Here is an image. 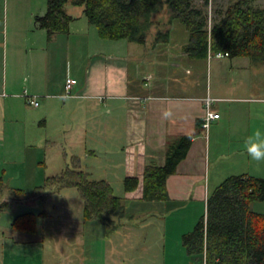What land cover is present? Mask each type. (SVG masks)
<instances>
[{
	"label": "crops",
	"instance_id": "0c3cea01",
	"mask_svg": "<svg viewBox=\"0 0 264 264\" xmlns=\"http://www.w3.org/2000/svg\"><path fill=\"white\" fill-rule=\"evenodd\" d=\"M19 10L15 0H0L1 180L8 181L5 182L8 187L17 188L14 184V175L21 177L28 172L27 179L31 178L27 170V153L31 150L27 149L26 139L23 140L22 136L25 124L22 123L21 111L26 110L25 106L29 105L23 96L25 93L37 97L39 102L37 109L44 111L46 118L55 107H61L60 109L69 115L70 110L74 112L72 116L74 119L68 123L69 126H60L57 129L59 136L75 134L78 140H86L87 137L108 140V133L111 134L119 125L124 150L108 169L109 172L114 171L111 168L122 170V181L134 177L141 181L147 165L164 164L166 141L169 138L190 135L192 142L185 159L177 165L175 174L169 176L166 181L168 199L158 202V214L165 224L163 229H158L160 243L158 250L162 252L167 250V235L171 232L168 249L177 250L181 260L189 263L197 260L204 264L202 256L186 254L181 238L182 235L191 232L199 219L206 214L210 141L217 142L223 139L230 142H227V145L217 142L219 158L228 156L238 158L244 168L239 174L233 173L230 176L246 174L258 177L264 174V160L253 159L247 152L246 143L247 138L254 137L257 130L262 134L261 140H264V94H250V79L243 71L248 68L243 66L251 67L255 64L245 57L222 59L191 57L185 50L190 44L189 33L185 30L180 31L179 37L172 35L178 27L174 25L175 23L166 42H155V34L167 18L159 23L155 30L151 29V35H147L144 44L138 45L124 40L100 39L96 28L88 24L82 16L73 20L68 34H58L47 40L46 30L40 28L35 21L36 17L44 16L46 11L29 16L26 24H21L18 32L16 22ZM9 24L13 31L11 37L8 35ZM21 32L23 34L19 35ZM30 33H33L32 37L28 36ZM28 47L31 48L28 50ZM245 59L248 61H243ZM130 68L135 83L132 86ZM69 79H74L76 84L71 95L65 97V83ZM207 97L215 100L210 108L219 115V119L209 124V138L202 128L204 100ZM104 101L109 102L111 108L107 116L90 121L79 118L80 108ZM11 106H14L19 118H22L18 119L21 122H16L14 126L12 124L15 128L13 131L5 127L6 122L14 120L8 114ZM90 124L94 126H89ZM49 140L46 155L52 153L54 163L60 158L61 168L55 174H47L46 171L37 181L32 178L31 181L28 180L30 185H35L34 188H40L42 180L63 171L69 166L72 157H79L86 171V159L96 158V150L89 149L82 153L80 147L76 146L74 151H69L68 147L57 142L56 135H50ZM82 145L83 150L85 143ZM35 148L38 150L36 153H42L41 143L35 145ZM4 158L6 159L3 160ZM34 167L38 169L33 164L32 169ZM38 170L41 171L40 168ZM92 171L95 172L96 168ZM107 181L110 183V180ZM25 185L26 188L27 184ZM53 196L55 194L43 201L48 202ZM36 197L31 199L25 197L16 203H26L32 208L37 204ZM139 197L140 188L134 196L129 194L124 196L138 205L136 210L141 211L146 209V205L141 207L145 203L140 201ZM82 210L81 201L75 213V216L80 218V226L65 230L66 241L78 246L86 243V225L94 227L91 231L97 230L96 222H90L89 225L84 222ZM41 213L43 217H49L47 212ZM161 213H166L167 216L178 215L180 221H174L173 229L168 231V221L163 220L165 218H162ZM67 214L68 217H74L73 212ZM123 218L119 220L112 217V224L126 226ZM11 225H8L0 235V264H42L43 241L35 237V234L17 232ZM128 229L130 232L127 235L134 236V229ZM148 232L147 236H151L150 231ZM93 236L92 240H96L95 233ZM66 260L68 262L66 264H78L72 261V256ZM80 264L102 263L94 258Z\"/></svg>",
	"mask_w": 264,
	"mask_h": 264
},
{
	"label": "trees",
	"instance_id": "16d2710c",
	"mask_svg": "<svg viewBox=\"0 0 264 264\" xmlns=\"http://www.w3.org/2000/svg\"><path fill=\"white\" fill-rule=\"evenodd\" d=\"M254 2L236 0L226 9L223 19L210 28L203 9L194 7L193 0H47L45 15L35 21L46 30L47 40L68 34L73 20L82 16L96 28L100 39L142 45L155 24L152 15L164 12L167 19L156 32L155 42H166L174 21H179L189 33L190 44L185 50L191 57L206 59L209 54L222 52L229 58L245 57L259 65L264 64V7H256ZM191 142L190 135L169 138L164 164L147 165L141 181L125 178L124 192L131 194L140 188V201H166V181L185 159ZM68 188L77 191L86 221L115 226L112 217L121 219L126 215L123 201L114 195L111 184L91 180L79 157H72L63 171L46 178L37 191L45 200ZM16 192L20 191L8 187L0 178V213L16 201ZM254 203H264V178L246 174L226 178L208 194L205 216L191 232L182 235L186 254L202 256L204 264H264V214L251 209ZM11 226L21 231L33 227Z\"/></svg>",
	"mask_w": 264,
	"mask_h": 264
},
{
	"label": "rangeland",
	"instance_id": "374dc122",
	"mask_svg": "<svg viewBox=\"0 0 264 264\" xmlns=\"http://www.w3.org/2000/svg\"><path fill=\"white\" fill-rule=\"evenodd\" d=\"M15 1L17 7L20 8L18 21L16 22V29L18 32L21 29V24L25 25L29 16L31 17L32 14L39 15L46 11L47 0ZM235 1L236 0H208V3L205 4L202 0H194L193 3L196 8L203 9L207 16L208 26L210 27L213 23L223 19L224 12ZM254 5L262 8L264 7V0H255ZM166 18L167 15L164 12L153 14L152 20L155 24L151 29L155 30V27ZM174 23V25H178V27L174 30L172 35L179 37L180 31H185V28L179 21H174ZM150 31L148 35H151ZM12 32L11 24H9L8 35L10 37L12 36ZM22 34L23 32L19 35ZM32 35L33 33L28 34V36L31 37ZM30 48L28 47V50ZM243 61L248 60L245 59ZM226 62L228 63V61ZM243 67H248L243 69V71L244 75H247L250 79V94H264V64ZM132 72L133 71L130 68L131 86L135 85ZM140 80L141 79L139 78V81ZM104 102H99L98 104L91 103L87 105V107L80 108V113L78 115L79 118H85L90 121L94 118L97 119L107 116V113L111 108L109 102ZM13 107L14 106H11V108H9L11 111L8 109V114L10 118H14V120L6 122L5 125L7 130L12 131L15 129L12 127V124L14 126L15 123L19 121L18 119L22 120V118H19L17 110ZM60 108L61 107L52 108L48 118H46L47 115L43 114L44 111L40 109L38 110L29 105L25 106L26 110L21 111L23 114L22 123L25 124L24 130H22L23 140L26 139L27 149L31 150L27 153V170H29L31 178L37 181L39 176L45 174L46 171L47 174H55L61 168L60 164L62 160L60 158L54 163L55 159H53L52 153L46 155L45 151L49 148L48 142H50V135H56L58 138L57 142L68 147L69 151H74L76 146L80 147L82 153L89 149L96 150V158L90 157L86 159L85 164L87 166V171H85L88 172V174H91V180H110L114 195L121 198L125 206L126 215L123 220L127 225L106 226L100 222H96L95 225L97 230L95 231H91L94 227L91 228V226L86 225V243L81 246L68 243L66 241L67 237L65 235V230L69 227H74L73 229H76L80 226V218L75 216L76 210L81 203L77 191L73 188L64 189L55 194L52 200L45 202L41 200L40 192L37 191L38 188H34L35 185H30L27 182L28 180H32L31 178L27 179V172L21 177H15L16 175H14V184L17 185V188H11L20 192H16L13 195V198L17 201L25 197L31 199L37 196V204L30 208L26 203L20 204L15 201L8 208L2 210L0 213V235L10 224L33 225L31 230L26 229L21 231L18 227H15L14 230L28 235L35 234V237L43 241L44 255L42 264H66L68 263L66 259L69 256H72V261L78 262V264L84 261L87 263L89 259L93 260L94 258L99 260L102 264H201L197 260L192 263L181 260L178 257L180 253L177 250L171 251L168 249L170 243L169 239L172 235L171 232H168L167 235V250L164 252L158 250V245L160 244L158 243V229H163V225L165 226L158 214V202H144L145 204L141 207H145L146 205V209L144 208L139 211L136 210L138 205H135L132 203L133 201L124 198L126 193L124 192L121 177L123 176L122 170H119V168H111L114 171L110 170L113 172H109L108 169L109 165L113 163V160L120 157L122 150H124V140L120 137L118 130L119 125L116 126V129L112 131L111 134L108 133V140L90 139L88 137L86 140H78L75 134H66V136L60 134L59 136L57 129L60 126H69L68 123H71L74 119L72 117L74 115L72 110H70L69 115L68 112H65L63 109L61 110ZM39 122H41V124H39ZM89 126L94 125L90 124ZM205 133L209 138V129L205 130ZM90 136L91 135H89V137ZM63 138L65 139L63 140ZM217 142H221V144L225 143L227 145V142L229 141H223V139H220ZM217 142L211 140L210 147L208 148V159L210 162V171L207 174L206 179V191L208 194L228 178L230 174H239L244 170L240 160L238 158H231L227 155L226 151L224 152L228 158H219L217 154ZM39 143H41L43 147L41 154L36 153L38 150L35 148V145L38 146ZM83 143H85V146L82 150ZM33 164L38 169L40 168L41 171L35 169V167L32 169ZM93 168H96L95 172L92 171ZM97 169L99 170L97 171ZM258 177L264 178V174ZM44 181H41L42 186ZM5 182L8 183L6 180ZM25 184H27L26 188ZM20 185H22V187ZM129 195L134 196L135 192ZM71 207L72 210L70 211ZM251 209L257 213L264 214V203H254ZM42 211L47 212L49 217H43V214L41 213ZM67 212H73L75 218L68 217ZM30 213H32L31 216H24L25 214ZM161 214V216H163L162 218H165L163 220L168 221V226L166 225L168 231L173 229L172 224L174 221H180L178 215L167 216L166 213ZM118 219L120 220V218ZM84 222L88 224L92 221L84 220ZM128 228L134 229V236L127 235L130 232ZM100 229L101 231H99ZM148 231H150L151 236H147V233H149ZM93 233L96 235V240H92L94 239ZM172 244L175 245L174 243Z\"/></svg>",
	"mask_w": 264,
	"mask_h": 264
},
{
	"label": "built area",
	"instance_id": "2783aa9c",
	"mask_svg": "<svg viewBox=\"0 0 264 264\" xmlns=\"http://www.w3.org/2000/svg\"><path fill=\"white\" fill-rule=\"evenodd\" d=\"M228 57V53H217V54H209L208 59H222ZM76 84V81L74 79H69L65 83V97H69L71 95V91L73 89V86ZM26 99L27 104H29L31 107L37 108L39 106V102L37 100V97L29 96L26 93L23 95ZM214 99H211L207 97L204 100V115L202 118V128L204 130H208L209 124L211 121L219 119V115L211 110V104L214 102Z\"/></svg>",
	"mask_w": 264,
	"mask_h": 264
},
{
	"label": "clouds",
	"instance_id": "9594fccd",
	"mask_svg": "<svg viewBox=\"0 0 264 264\" xmlns=\"http://www.w3.org/2000/svg\"><path fill=\"white\" fill-rule=\"evenodd\" d=\"M261 132L257 130L253 136L247 138V152L255 160H264V140H261Z\"/></svg>",
	"mask_w": 264,
	"mask_h": 264
}]
</instances>
